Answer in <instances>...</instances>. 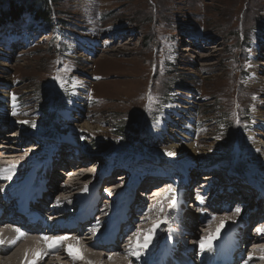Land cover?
Wrapping results in <instances>:
<instances>
[{
    "label": "rangeland",
    "instance_id": "rangeland-1",
    "mask_svg": "<svg viewBox=\"0 0 264 264\" xmlns=\"http://www.w3.org/2000/svg\"><path fill=\"white\" fill-rule=\"evenodd\" d=\"M25 1L0 0V12L9 11L14 2ZM42 1L35 0L37 5ZM47 2L52 8L49 21L36 22L26 10L17 18L0 21V115L6 116L0 122L12 123L14 129L6 134L1 131L0 152L9 154L11 147L17 148L16 157L11 159L21 162L24 145L12 142L13 135L20 139L24 135L35 138L37 146L34 140L31 144L37 148L61 144L75 152L84 148L81 154L88 161L65 164L64 172L89 164L109 173L126 167L132 180L139 179L141 172L151 171L147 175L151 180L166 177L173 186L174 182H187L181 180V173L187 171L185 163L191 164V180H199L208 169L221 173L218 166L225 168L227 162L212 163V159L224 151L231 155L228 168L236 164L244 168L233 169L237 175L228 182L240 179L241 186L246 182L259 184L264 191V159L258 157L264 147L255 148L256 143L264 142V0ZM59 99L62 101L57 102ZM165 99L168 102L164 103ZM158 110V124L157 119L150 118L147 126L143 117H151ZM228 118L232 125L221 123ZM134 126L141 130L147 126L150 136L143 139L144 134L138 133L137 141ZM120 132L127 137L123 144L113 139L112 147L131 150L140 139L139 148L158 154L160 161L152 162L136 148L128 162L117 163L112 158L120 149L108 156L84 146L98 136L119 137L116 133ZM171 132L176 144H191L190 149H177L187 150L181 153L190 158L188 162L182 164L168 156ZM226 138L229 141L224 143ZM43 158L34 156L35 163L41 164ZM93 159L97 161L94 166ZM210 165L217 167L208 168ZM156 173L161 174L153 177ZM53 174L58 176V183L66 173L54 169ZM119 174L117 171L115 178ZM223 175L228 178V174ZM219 193L216 190L213 195ZM252 193L255 195V190ZM131 196L129 189L126 199ZM70 200L74 207L75 201ZM216 203L221 209L223 202ZM220 209L217 213L222 215ZM234 212L224 215L233 216ZM170 214L165 213L164 220L169 236L174 237ZM201 217H191L193 227ZM245 231L249 233L250 228ZM9 252H0V257H7ZM119 258L123 260L121 255ZM256 263L263 264L264 260Z\"/></svg>",
    "mask_w": 264,
    "mask_h": 264
},
{
    "label": "bare ground",
    "instance_id": "bare-ground-1",
    "mask_svg": "<svg viewBox=\"0 0 264 264\" xmlns=\"http://www.w3.org/2000/svg\"><path fill=\"white\" fill-rule=\"evenodd\" d=\"M187 50L190 51L192 48H187ZM262 81H264V78H262ZM5 100L8 103V100ZM0 101H2L1 97ZM2 107L0 105L1 110H3ZM7 118H10V114L9 116L7 115ZM0 119H6L5 113L0 115ZM11 124L0 122V135L10 133L13 129ZM70 127L74 128L72 125ZM13 136L16 137V134ZM21 136L23 139H20V136L17 135L16 138L13 137L12 142L14 145L21 141V144L24 145V148L21 149L22 153H20L21 162L14 163L15 159H11L17 148L11 147L12 152L9 154H6L5 150L0 152V158L3 160V162L0 161V170L10 169L8 171H0V206L5 207L15 203L14 199L8 196L6 188H3L12 181L23 179V175L27 174L28 171L32 173L30 180L34 181L36 177H39L37 180L40 181V177L44 178L43 180L46 182L45 185L48 187L47 191L49 193L48 195L45 194V198L47 201L49 200V203L45 201L46 204L43 206L45 214L44 217L42 216L39 219L40 222L41 220L44 221V226H41L39 230L35 229L33 233L23 234L18 238V228L12 226L9 219H6L3 225H0V239L6 240L3 244H0V252L10 250L6 255L7 257H0V264H27L28 261L32 260H35V264H124V261H128L129 264H176L173 259L181 264H186L189 260L192 264H257V261L264 260V231L252 233V229L256 225H259L257 229H264V204L262 206V202L259 199L260 196L264 195V191L259 184L260 187L256 190L252 184L247 182L242 183L241 186L238 181L243 182V180L240 179L234 180L232 183L223 182L220 179L222 173L218 174L216 170L210 169L208 170L209 172H205L208 175H204L205 173L200 171V173L204 174L201 178L200 176L198 177L199 180L196 177L193 178L194 180L191 181L193 185L192 191L198 184L206 183L211 186V195L216 190H219L220 193L213 195L208 200H206V197H202L204 208H207L208 211L203 212L202 219L195 225V228L191 227V217L184 219V208L182 206L178 214H176L177 210L174 216L172 213L173 224L171 226L175 238L183 239L184 227H186L187 232H192L190 240L186 242L184 239L183 245H176L177 251L173 254L169 251L170 236L164 220L165 210H168L169 206L165 200L166 197L169 200L171 199V201L178 198L183 192L185 183L178 184L182 188L177 185L172 186V183L166 177L147 181H125L127 175L124 176L123 172L115 178L117 169L109 173L101 169V167L94 169V167L89 166L91 164L69 168L64 172L63 166L65 164L81 160V156L76 155L75 152L73 153V149L65 148V145L61 144L56 152L55 150L53 151L54 154L49 155V159L44 158L45 160L42 159L41 164H37L34 156L37 160H40L46 152V148H37V140L35 138ZM174 138L175 136L171 132L168 146L171 149L170 152L175 153L168 156L175 161H180L182 164V161L188 162L190 158L181 153L187 150L177 151V149L180 147L190 149L191 144H176L175 140H171ZM32 140L35 141L34 145L36 146L31 144ZM25 145L30 147L26 148ZM33 146L34 148L32 149L31 147ZM259 146L264 147V142L256 143L255 148ZM3 148L6 147L2 146L1 149ZM260 152L261 154L258 157L264 159V151L260 150ZM155 155L158 156V154ZM17 157L21 158L20 156ZM83 160L82 162L88 161V159ZM96 162L95 159L91 161L93 166ZM185 164L187 166L191 165ZM48 165H50V169L46 171ZM54 169L59 171V174L66 173L65 178L58 183H56L58 176L52 175ZM117 179H120V183H117L119 182ZM236 181L238 182V190H236ZM187 183H189L188 179ZM129 187L135 190V196L126 199ZM248 187L252 188V190ZM247 189H249V193H243V197L247 199L242 200V196L239 195L241 191ZM254 190L256 192L255 195L252 193ZM61 192L62 196L60 195ZM235 196H239V200L244 201L242 202L244 204H241L240 201L238 203L234 202ZM252 197L255 199L253 205L251 204ZM76 198L83 205L78 204ZM222 198L223 200H221ZM70 199L75 201L74 207H72V203L70 204ZM217 200L223 202L221 209L219 207V212L222 215L217 213L219 210L216 203ZM237 208L240 209L238 213L244 212L240 217H237ZM233 209L235 210L233 216L224 215ZM134 210L138 212V219L133 222L131 218ZM7 211H9V207H6V213ZM35 211H42L38 202L35 204ZM105 218H110L109 224H104ZM212 219L215 222L213 225H211L213 222L209 221ZM10 220L13 219L10 218ZM222 222L223 226H221ZM125 224L130 225L129 231H126ZM62 225H69L71 229L67 232L62 231ZM153 225H158L154 232L151 231ZM218 228L219 232L217 233ZM247 228H250L249 233L245 231ZM38 231L39 234L37 233ZM111 232L114 235H118L120 239L118 242L119 249L114 252L107 250L109 244H100L95 240V236L102 237ZM149 234L152 235V240L147 248L136 249V245L138 243L143 244L145 236ZM44 237H67V239H64L57 247L49 249L43 239ZM209 237H214L211 239V246L202 249L200 247L201 241H207ZM85 239L86 241H84ZM41 240H44L43 244H40ZM234 242L240 244V250H244V252L239 256L238 251H233L231 256L228 257V250L231 249ZM188 243L194 247L191 253H188L186 249L189 246ZM84 244L87 248H84ZM69 248L73 250L74 254L78 252L82 258L74 259L70 256L68 254ZM65 249L67 252H65ZM134 250H138L139 255L133 254ZM37 251L41 253L39 259H36L33 255ZM218 252H221L222 255L216 258L215 255ZM119 255H121L123 260H120ZM106 256L108 259L104 260ZM93 258L96 259L94 260Z\"/></svg>",
    "mask_w": 264,
    "mask_h": 264
},
{
    "label": "trees",
    "instance_id": "trees-1",
    "mask_svg": "<svg viewBox=\"0 0 264 264\" xmlns=\"http://www.w3.org/2000/svg\"><path fill=\"white\" fill-rule=\"evenodd\" d=\"M38 0H36V2H37ZM49 1V0H48ZM35 2V0H27V1H25V2H20V3H18V2H14L12 5H11V7L9 6V8H10V10L9 11H5V12H0V21H2V19L3 20H5V19H11L12 20V18H17L18 17V15H21L23 12H24V10H26V11H29V13H31L33 16V18H34V20L36 21V22H38V21H42V20H46V21H49L50 19H51V11H52V8L48 5V2H47V0H44V1H42L41 3H39L38 5H37V3ZM14 20V19H13ZM174 85V84H173ZM48 92V91H47ZM48 97H46V99H47ZM58 101H62V99H59V100H57V102ZM166 101H167V99H165V101H164V103H166ZM53 103H54V101H52ZM168 102V101H167ZM163 103V104H164ZM46 105L47 104H49V103H45ZM55 104V103H54ZM47 108H48V106H46ZM49 108H50V106H49ZM61 108V107H60ZM64 108V107H63ZM160 108H162V106L160 107ZM160 108H159V110H160ZM43 110H45L44 108H42ZM52 110L54 111V110H56L55 109V107L54 108H52ZM159 110L158 111H154L153 112V114H152V116L151 117H143V121H147V126H148V123H150V121H152V120H156L157 119V116H158V112H159ZM52 111V112H53ZM244 113H246V112H244ZM151 118V120L150 121H148V119H150ZM139 122H142V120L140 119L139 120ZM118 123H120V121L118 122ZM221 123H229L228 125H232V120L230 119V118H228V119H222V122ZM147 126L145 127L146 129V131L144 130V129H139L137 126L135 127H133V131L135 132V134H134V139L136 138V136L135 135H137L138 133L139 134H144V136L142 137L143 139L145 138V137H149L150 135L148 134V129H147ZM116 136H119V137H111V138H105V137H103V136H98L97 137V139H95V141L93 142V143H89V142H87L86 141V143H85V148H89V149H96V150H98V152H103V153H105V154H107L108 156H110L111 154H112V152L117 148V149H120L119 150V153H118V155H117V157H116V159L117 160H129V159H131L132 158V154H135V151L137 150L138 152L137 153H144V154H147V156L151 159V160H154V161H156L157 159L155 158V156H154V154H153V152H151L150 153V151L149 152H145V149H141V148H139L140 146V139H139V142L138 143H136L135 144V146L134 145H132L131 146V150H125V147L126 146H124L123 148H118V147H112V140L113 139H120V144H123V141L125 140V137H127L126 136V134L123 132H120V133H116ZM137 139V141H138V138H136ZM142 141V140H141ZM226 141H229V139L228 138H226V139H223V142L225 143ZM119 144V143H118ZM137 148V149H136ZM134 149H136V150H134ZM148 153H149V155H148ZM227 153H225L224 151H222V152H220V155H218V156H216V157H214L213 159H212V163H215V162H219V163H224V162H227V166L225 165V168H228V167H230V160H231V155H229V154H227ZM134 158V157H133ZM223 161V162H222ZM238 163H239V161H238ZM226 164V163H225ZM234 170H237V171H244V168L243 167H241L240 166V164L239 165H235V166H231Z\"/></svg>",
    "mask_w": 264,
    "mask_h": 264
},
{
    "label": "snow or ice",
    "instance_id": "snow-or-ice-1",
    "mask_svg": "<svg viewBox=\"0 0 264 264\" xmlns=\"http://www.w3.org/2000/svg\"><path fill=\"white\" fill-rule=\"evenodd\" d=\"M149 100H150V102H151V97H149ZM13 114H15V113H13ZM168 155H173V153L172 152H168L167 153ZM14 167V166H13ZM8 170H10V169H7V170H0V171H8ZM10 178V177H9ZM169 192H171V190H169ZM172 206H174V204H170V207H172ZM240 211V209L239 208H237L236 209V212L238 213ZM158 225H153V228H152V232H154L155 231V228L157 227ZM221 226H223V222L221 223ZM257 231L258 232H262V231H264V229H257ZM17 232H18V238H19V236H22L23 235V233L22 232H20L19 231V229H17ZM219 232V228L217 229V233ZM214 237H209L208 238V240L207 241H201V244H200V247L203 249V248H205V247H210L211 246V239H213ZM44 240H45V242H46V244H47V247L49 248V249H53V248H55V247H57L64 239H67V237H55V238H48V237H44L43 238ZM151 240H152V235L151 234H149V235H146L145 236V238H144V242H143V244H137L136 245V249H139V248H147V246H148V244L151 242ZM4 243V241L3 240H0V244H3ZM68 254L70 255V256H72L74 259H78V258H82V257H80L79 256V253L77 252V253H73V250L71 249V248H69L68 249ZM133 254H135V255H139V252H138V250H134V252H133ZM33 255H34V257L36 258V259H39L40 258V256H41V253L39 252V251H37V252H34L33 253ZM251 258V257H250ZM27 264H35V260H32V261H28L27 262Z\"/></svg>",
    "mask_w": 264,
    "mask_h": 264
}]
</instances>
